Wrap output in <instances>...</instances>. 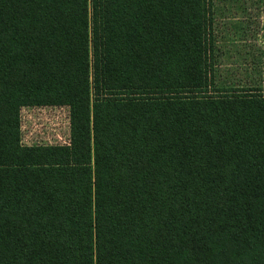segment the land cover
Segmentation results:
<instances>
[{"label":"trees","instance_id":"trees-1","mask_svg":"<svg viewBox=\"0 0 264 264\" xmlns=\"http://www.w3.org/2000/svg\"><path fill=\"white\" fill-rule=\"evenodd\" d=\"M239 14L264 0H0V264H264V45L219 80ZM35 106L66 142H22Z\"/></svg>","mask_w":264,"mask_h":264},{"label":"rangeland","instance_id":"rangeland-1","mask_svg":"<svg viewBox=\"0 0 264 264\" xmlns=\"http://www.w3.org/2000/svg\"><path fill=\"white\" fill-rule=\"evenodd\" d=\"M239 16L240 19L230 18L221 21L225 22V26L221 25V27H226L227 29L225 30H229V32H233L235 29L241 30V26H243L245 27L246 34H248L242 37V39L236 37L235 40L240 45V50H233L232 54L218 59V61H220L218 62V67L221 69L219 80L247 84L250 83V79L253 77L248 73V71L252 70V53L256 54V47L247 46V44H257L256 46L258 47L264 45V21L262 20V15H258L256 18H249V15L244 18L242 14H239ZM251 16H254V13H251ZM257 24L259 28H256ZM252 31H254L253 35L251 34ZM232 34L233 33H231V35ZM224 43L226 42L223 41L222 44ZM243 47H245L247 51L250 50V54H248ZM20 121L22 142L25 144L64 143L68 140L67 107H23L20 112Z\"/></svg>","mask_w":264,"mask_h":264}]
</instances>
